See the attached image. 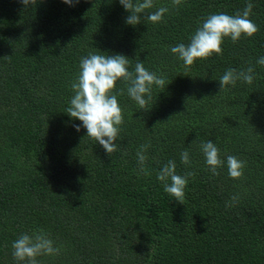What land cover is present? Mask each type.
<instances>
[{"label": "trees", "instance_id": "16d2710c", "mask_svg": "<svg viewBox=\"0 0 264 264\" xmlns=\"http://www.w3.org/2000/svg\"><path fill=\"white\" fill-rule=\"evenodd\" d=\"M249 2L255 36L225 39L222 56L191 68L171 52L210 14L234 15ZM161 6L169 11L160 23L132 27L119 0H38L27 9L0 0V264H17L13 241L40 230L59 249L41 264H264V0H154L146 11ZM90 52L122 54L133 72L143 62L166 81L146 109L117 84L124 123L110 156L66 112ZM249 66L251 85L220 91L228 69ZM209 140L225 160L218 176L200 148ZM227 155L246 162L243 179L228 175ZM169 160L177 174L195 173L184 204L157 179Z\"/></svg>", "mask_w": 264, "mask_h": 264}, {"label": "clouds", "instance_id": "9594fccd", "mask_svg": "<svg viewBox=\"0 0 264 264\" xmlns=\"http://www.w3.org/2000/svg\"><path fill=\"white\" fill-rule=\"evenodd\" d=\"M27 9L35 7L38 0H20ZM63 3L74 6L79 0H62ZM183 0H171L173 7H179ZM124 10L129 13L125 23L135 27L141 24L142 18L150 23H160L164 15L169 11L168 7L161 6L154 12L146 10L154 8V0H119ZM254 5L249 2L242 11L234 15L226 13L210 14L205 18L187 45L180 43L171 47V52L183 62L186 68H191L197 60H208L214 55H223V43L230 39L233 43L242 38H251L259 31L257 25L250 19ZM257 63L264 66V57ZM130 60L122 54L102 55L90 52L88 56L80 60V73L71 85L73 97L70 106L66 109L67 115L74 121L79 120L87 137L93 139L103 147L108 156L117 152L116 141L120 136L121 125L124 123L122 109L118 103L117 84L126 86L128 96L135 101L140 109H146L152 100L153 87L163 88L165 78L154 72L148 71L143 62H137L134 72L129 71ZM242 80L251 85L254 80V68L249 66L246 71L228 69L220 78V91ZM122 94V90H120ZM77 132L80 125H73ZM199 137L193 143H196ZM150 143L140 146L137 151L139 172H146L144 167L148 157L146 152ZM200 148L206 160V164L212 175H220L218 169L225 166V160L221 159L219 148L212 142H200ZM181 163L190 164L189 151L184 150L180 154ZM226 166L228 175L234 180L244 178L246 162L234 155H227ZM194 172L177 174V165L174 160H169L157 173V179L162 183L164 192L173 197L180 204H184L188 185V177L194 176ZM232 201L239 200V195H234ZM231 205L226 204V207ZM12 255L17 264H41L38 257L52 256L59 253V249L53 246V241L43 230L31 235L21 234L12 243Z\"/></svg>", "mask_w": 264, "mask_h": 264}]
</instances>
